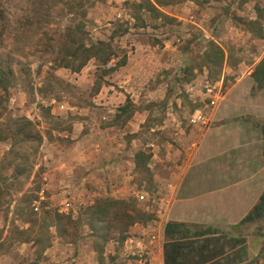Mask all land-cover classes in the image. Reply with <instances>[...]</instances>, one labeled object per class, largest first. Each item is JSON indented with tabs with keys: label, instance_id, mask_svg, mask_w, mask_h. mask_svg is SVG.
<instances>
[{
	"label": "rangeland",
	"instance_id": "rangeland-1",
	"mask_svg": "<svg viewBox=\"0 0 264 264\" xmlns=\"http://www.w3.org/2000/svg\"><path fill=\"white\" fill-rule=\"evenodd\" d=\"M257 58L264 89V0H0V264H161L188 136Z\"/></svg>",
	"mask_w": 264,
	"mask_h": 264
},
{
	"label": "crops",
	"instance_id": "crops-1",
	"mask_svg": "<svg viewBox=\"0 0 264 264\" xmlns=\"http://www.w3.org/2000/svg\"><path fill=\"white\" fill-rule=\"evenodd\" d=\"M259 59L240 61L249 69L239 85L188 136L189 156L170 184L162 264H264V227L257 228L259 218L243 221L264 194V89L253 74Z\"/></svg>",
	"mask_w": 264,
	"mask_h": 264
},
{
	"label": "built area",
	"instance_id": "built-area-1",
	"mask_svg": "<svg viewBox=\"0 0 264 264\" xmlns=\"http://www.w3.org/2000/svg\"><path fill=\"white\" fill-rule=\"evenodd\" d=\"M202 117V114L199 113L196 116L192 117L191 120L193 122L198 121ZM148 243L150 245V248L152 247V252H154L155 255H162V245H163V234L160 231L153 230L150 234H148ZM139 243V241H138ZM162 264V262H161Z\"/></svg>",
	"mask_w": 264,
	"mask_h": 264
},
{
	"label": "trees",
	"instance_id": "trees-1",
	"mask_svg": "<svg viewBox=\"0 0 264 264\" xmlns=\"http://www.w3.org/2000/svg\"><path fill=\"white\" fill-rule=\"evenodd\" d=\"M141 3H139L138 5H140ZM105 43L103 41L98 42L97 44H95L96 47L100 48L102 45H104ZM92 55V54H90ZM89 56V54L87 55ZM261 69H264V64L261 67ZM126 108V105L121 106L119 108L120 111H123ZM264 215V194L261 196V200L258 204H256L253 208V210L251 212H249L247 214V216H245V218L243 219V221L245 220H252L255 218H259L261 216Z\"/></svg>",
	"mask_w": 264,
	"mask_h": 264
}]
</instances>
